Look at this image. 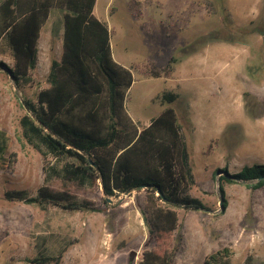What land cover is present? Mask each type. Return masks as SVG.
<instances>
[{
	"label": "rangeland",
	"instance_id": "rangeland-1",
	"mask_svg": "<svg viewBox=\"0 0 264 264\" xmlns=\"http://www.w3.org/2000/svg\"><path fill=\"white\" fill-rule=\"evenodd\" d=\"M93 13L110 31L114 60L146 73L151 67L161 76L146 77L134 70L125 101L127 115L143 129L173 107L183 130L194 179L188 194L205 206L198 211L173 208L178 227L172 264H204L207 256L224 247L231 252V264H245L247 258L249 264H264V187L253 190L247 182L223 183L227 204L223 208L217 180L245 165L264 164V31L258 30L264 29V0H96ZM55 19L60 30L50 40L43 31L31 84H16L9 76L11 61L0 54L4 65L0 66V130L9 135L7 156L13 162L0 169V264H30L25 260L55 256L63 249L61 264L136 263L142 245L149 241L153 247L155 242L143 214L147 201L143 190L116 194L107 204L101 188L74 191L79 201L98 203L99 210L93 212L5 198V192L16 191L35 196L41 185L68 188L57 177L47 182L46 168L55 160L23 137L20 123L27 115L24 99L36 101L37 93L50 87L51 61L62 54L60 10L52 11L49 25ZM212 42L219 43L221 53L228 50L220 58V75L212 85L216 105L213 113L201 103L189 110L188 96L196 90L184 88L179 62ZM247 53L250 58L240 66L235 55ZM172 56L177 62L167 74L164 68ZM167 92H175L176 101H162ZM225 93L232 104L228 114L223 107ZM206 114L217 119L215 129L203 127ZM193 121L202 125L201 131Z\"/></svg>",
	"mask_w": 264,
	"mask_h": 264
},
{
	"label": "trees",
	"instance_id": "trees-1",
	"mask_svg": "<svg viewBox=\"0 0 264 264\" xmlns=\"http://www.w3.org/2000/svg\"><path fill=\"white\" fill-rule=\"evenodd\" d=\"M96 0H1L0 54L12 63L9 76L16 84L29 85L38 65V41L50 11L63 12L62 54L52 60L48 82L50 87L37 93L36 101L24 99L27 115L20 123L26 140L39 145L44 156L55 164L46 168L47 182L61 179L68 188L55 189L41 185L35 196L24 191L5 192L6 200L29 205H50L62 210L98 211L97 202L76 198L74 191L101 188L102 200L143 190V208L150 237L142 245L140 259L127 264H172L174 234L178 216L173 210L183 207L193 211L204 204L188 194L194 185L187 145L176 111L168 107L150 124L140 129L127 115L126 95L133 84L134 70L142 76L160 78L151 67L148 73L136 65L123 67L112 57L110 31L93 11ZM254 30V29H252ZM261 30V34L264 29ZM245 34V33H244ZM188 55V54H187ZM170 57L164 68L172 72ZM0 66L3 63L0 62ZM154 66V65H153ZM173 103L175 92L161 95ZM10 138L0 130V169L13 163L7 156ZM223 201V183L247 182L253 190L264 187V164L243 166L232 175L217 177ZM62 252L55 256H36L30 264H61ZM226 247L205 258L204 264H231ZM247 258L245 264H249Z\"/></svg>",
	"mask_w": 264,
	"mask_h": 264
},
{
	"label": "crops",
	"instance_id": "crops-1",
	"mask_svg": "<svg viewBox=\"0 0 264 264\" xmlns=\"http://www.w3.org/2000/svg\"><path fill=\"white\" fill-rule=\"evenodd\" d=\"M52 11L53 10L50 11L49 17H47V20L41 29V35L43 34V31H45V34L49 40L54 35L55 31L60 30L58 25V19H55L54 22H52L49 25V20ZM60 16L61 18L63 17V12L61 10H60ZM41 35L39 36V41L41 39ZM39 41H38V46H39ZM227 53L228 50H225V53L224 52L221 53L219 43L212 42L209 45H207V47H205L203 51L186 56L179 62V70L180 73H182L183 75L182 76L183 82H185L183 84L184 88L191 87L192 89L196 90L195 92H192V95L190 94L191 97L190 95L188 96L189 110L191 109L196 110V107H198L197 105L201 103V105H203L206 111H208L209 113H213L212 108L216 105L215 104L216 102L212 103V100L213 101L216 100L217 97L215 96L216 94L212 89V85L214 83L213 81L216 79L215 77H218L220 75L219 74L220 71L218 67L220 58H222ZM235 56L239 58L238 60L240 66H244L245 61L248 58H250L249 53L245 55L236 54ZM116 62L121 64L123 67H127V65H124L119 61ZM198 81H203L204 83L200 86ZM225 94H227V96L225 97V103L223 102V107L226 109L225 110L226 114H228L230 113V110L228 109H230V105L232 104L231 101L229 100L230 98L229 93H225ZM229 120H230L229 117L226 118V121H224L225 122L224 127L229 122ZM204 121L205 124L203 125V127H205V129H212V128L215 129L217 127V122H218L217 119L215 117L212 118L210 114H206V118ZM193 125L195 126L196 129L199 128V131H201L200 130V128H202L201 124H198V122L193 121ZM198 125H200V127ZM192 132L194 134L196 131L194 130ZM200 133H198L197 136L200 135Z\"/></svg>",
	"mask_w": 264,
	"mask_h": 264
},
{
	"label": "water",
	"instance_id": "water-1",
	"mask_svg": "<svg viewBox=\"0 0 264 264\" xmlns=\"http://www.w3.org/2000/svg\"><path fill=\"white\" fill-rule=\"evenodd\" d=\"M229 175V174H228Z\"/></svg>",
	"mask_w": 264,
	"mask_h": 264
}]
</instances>
